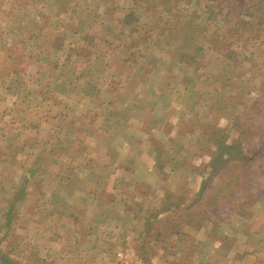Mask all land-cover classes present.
I'll return each mask as SVG.
<instances>
[{
    "label": "rangeland",
    "instance_id": "1",
    "mask_svg": "<svg viewBox=\"0 0 264 264\" xmlns=\"http://www.w3.org/2000/svg\"><path fill=\"white\" fill-rule=\"evenodd\" d=\"M0 264H264V0H0Z\"/></svg>",
    "mask_w": 264,
    "mask_h": 264
},
{
    "label": "trees",
    "instance_id": "2",
    "mask_svg": "<svg viewBox=\"0 0 264 264\" xmlns=\"http://www.w3.org/2000/svg\"><path fill=\"white\" fill-rule=\"evenodd\" d=\"M142 2H144V1H142ZM184 32H185L184 30H180L179 33L177 32L174 35V37H176V38L173 37L174 39L179 40L181 42L180 44L177 45L178 48H176V51L178 52L177 53L178 54L177 57L179 60L178 62H185L186 60H184V58H186L187 60H193V55H195L201 49L200 46H196L197 48H195V52L191 51L190 53H186L185 51H183L184 50L183 48L189 47V45L187 44V41H189V39H190V38H187L186 35H184ZM156 42H158V41H156ZM157 46L159 47L158 44H157ZM212 164H213V162H212Z\"/></svg>",
    "mask_w": 264,
    "mask_h": 264
},
{
    "label": "crops",
    "instance_id": "3",
    "mask_svg": "<svg viewBox=\"0 0 264 264\" xmlns=\"http://www.w3.org/2000/svg\"><path fill=\"white\" fill-rule=\"evenodd\" d=\"M155 150V149H154ZM156 151V150H155ZM127 161L135 168L136 165H138L140 162L138 160V157L133 154L131 158H129ZM152 170V169H151Z\"/></svg>",
    "mask_w": 264,
    "mask_h": 264
}]
</instances>
